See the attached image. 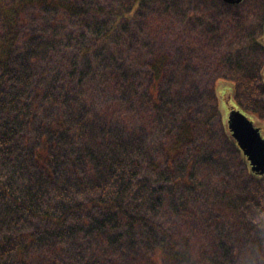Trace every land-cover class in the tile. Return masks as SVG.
Returning <instances> with one entry per match:
<instances>
[{
	"label": "trees",
	"instance_id": "1",
	"mask_svg": "<svg viewBox=\"0 0 264 264\" xmlns=\"http://www.w3.org/2000/svg\"><path fill=\"white\" fill-rule=\"evenodd\" d=\"M263 27L264 0H0V264H264L219 104L264 121Z\"/></svg>",
	"mask_w": 264,
	"mask_h": 264
},
{
	"label": "water",
	"instance_id": "2",
	"mask_svg": "<svg viewBox=\"0 0 264 264\" xmlns=\"http://www.w3.org/2000/svg\"><path fill=\"white\" fill-rule=\"evenodd\" d=\"M243 0H224L227 4H239ZM229 130L240 151L247 158L251 171L264 175V139L260 129L240 111L233 110L228 120Z\"/></svg>",
	"mask_w": 264,
	"mask_h": 264
},
{
	"label": "rangeland",
	"instance_id": "3",
	"mask_svg": "<svg viewBox=\"0 0 264 264\" xmlns=\"http://www.w3.org/2000/svg\"><path fill=\"white\" fill-rule=\"evenodd\" d=\"M244 9L245 8H241V9H239V11L241 12V11H244ZM260 42L264 45V27H263V29H262V35H261V38H260ZM219 89V86L217 85V90ZM219 91V90H218ZM220 92V91H219ZM221 93V92H220ZM219 104L221 105V108L223 109V116H224V118L226 119V121H227V118H228V112L224 109V106H223V103H222V101H221V99H220V102H219ZM231 105L232 106H234L233 105V102L231 103ZM250 119H251V121L254 123V126L256 127V128H258V129H260V131H261V136H262V138L264 139V121H262V120H260V119H258L257 117H255V116H252V115H250ZM192 218H193V216H192ZM198 219V218H197ZM61 257H64L65 259H66V264H80V263H78V262H76L75 260H74V256H73V254L71 253V252H68L67 250H62V253H61V255H60Z\"/></svg>",
	"mask_w": 264,
	"mask_h": 264
}]
</instances>
